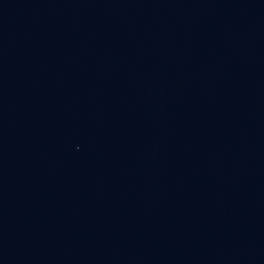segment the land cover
I'll return each instance as SVG.
<instances>
[{
    "label": "water",
    "instance_id": "1",
    "mask_svg": "<svg viewBox=\"0 0 264 264\" xmlns=\"http://www.w3.org/2000/svg\"><path fill=\"white\" fill-rule=\"evenodd\" d=\"M0 264H264V0H0Z\"/></svg>",
    "mask_w": 264,
    "mask_h": 264
}]
</instances>
